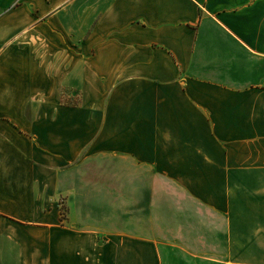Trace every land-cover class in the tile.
Masks as SVG:
<instances>
[{
	"label": "crops",
	"instance_id": "1",
	"mask_svg": "<svg viewBox=\"0 0 264 264\" xmlns=\"http://www.w3.org/2000/svg\"><path fill=\"white\" fill-rule=\"evenodd\" d=\"M2 255L264 264V0H0Z\"/></svg>",
	"mask_w": 264,
	"mask_h": 264
},
{
	"label": "rangeland",
	"instance_id": "2",
	"mask_svg": "<svg viewBox=\"0 0 264 264\" xmlns=\"http://www.w3.org/2000/svg\"><path fill=\"white\" fill-rule=\"evenodd\" d=\"M0 259H1V256H0ZM2 260L4 262H8L10 264H13V261H14L13 258L10 255H7V256L2 255ZM0 264H2V263H0Z\"/></svg>",
	"mask_w": 264,
	"mask_h": 264
}]
</instances>
